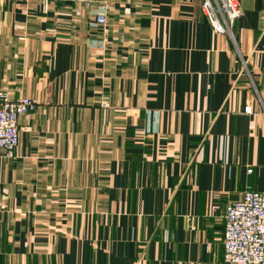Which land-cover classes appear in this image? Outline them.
<instances>
[{
    "label": "crops",
    "instance_id": "crops-1",
    "mask_svg": "<svg viewBox=\"0 0 264 264\" xmlns=\"http://www.w3.org/2000/svg\"><path fill=\"white\" fill-rule=\"evenodd\" d=\"M93 1L0 0V91L37 102L0 264H225L228 203L264 193V0L234 40L203 0Z\"/></svg>",
    "mask_w": 264,
    "mask_h": 264
},
{
    "label": "built area",
    "instance_id": "built-area-1",
    "mask_svg": "<svg viewBox=\"0 0 264 264\" xmlns=\"http://www.w3.org/2000/svg\"><path fill=\"white\" fill-rule=\"evenodd\" d=\"M33 1L77 3L88 9L94 4L93 0ZM202 11L216 35L235 39V25L243 16L239 0H203ZM106 22L104 15L97 17L98 25L104 26ZM36 108L37 102L33 98L13 99L6 90L0 91V157L15 158L19 146V121L34 113ZM224 219V263L264 264V193L247 191L242 199L230 201Z\"/></svg>",
    "mask_w": 264,
    "mask_h": 264
}]
</instances>
